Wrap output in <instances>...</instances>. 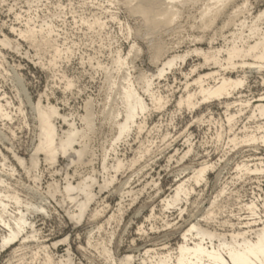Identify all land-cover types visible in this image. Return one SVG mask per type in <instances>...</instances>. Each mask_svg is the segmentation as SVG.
Returning a JSON list of instances; mask_svg holds the SVG:
<instances>
[{
    "label": "rangeland",
    "instance_id": "obj_1",
    "mask_svg": "<svg viewBox=\"0 0 264 264\" xmlns=\"http://www.w3.org/2000/svg\"><path fill=\"white\" fill-rule=\"evenodd\" d=\"M213 2L179 5L175 23L157 36L166 48L165 56L183 55L195 47L225 48L236 25L264 9V0L229 2L210 28L201 29L200 12ZM233 11L238 14L235 25L223 27ZM94 17L105 22L102 29L88 26ZM29 24L36 30L51 27V37L61 50L59 57L54 58L51 49L38 50L19 35ZM139 25V17L131 15L120 1L0 0V40L8 39L16 47L0 42V193L18 197L21 203L18 207L9 203L8 213L14 215L19 209L26 213L27 223L14 242L2 247L0 240V264H45L46 254L54 264H117L105 259L102 246L110 248L116 260L131 254L136 263L147 248L174 249L180 232L194 216H205L203 207L211 201L214 215L223 224L200 221L203 227L227 232L247 229L246 222L254 219L252 227L264 224V146L244 143L233 148L227 143L233 135L264 132V117L250 118L252 107L239 112L232 105L226 111L225 99L202 102L192 109L179 106L185 87L195 90L193 80L198 75L219 70L204 65L203 58L195 54L154 78L152 92L162 97L161 105L154 106L141 89L139 76L155 73L161 63L151 59L150 39L134 33ZM117 52L126 58L121 69L113 63ZM237 67L220 71L231 78L245 76L227 102L255 101L264 94V70L245 67L242 72ZM124 76L130 78L147 110L135 119V124L144 122L141 130L134 124L115 141L114 121L122 118L116 109L121 105L118 90L126 82ZM206 83L213 85L214 81L207 79ZM38 102L41 107L56 108L58 116L53 121L59 135L69 129L68 123L85 129L84 116L90 111L92 130L74 143L75 148L85 146V163L64 155L49 163L40 152L37 167L27 172L40 140L33 108ZM230 114L235 117L228 122ZM116 160L121 164L118 170L113 168ZM203 160L213 163V169L199 184L190 183L193 191L187 200L164 209L162 200L173 195L177 184ZM240 163L246 165L237 170ZM255 165L260 170L253 171ZM88 176L94 181L92 198L76 223L70 216L75 206L63 188L67 182L76 185ZM106 178L112 181L103 187ZM51 183L59 191L50 189ZM252 201L257 217L244 206ZM26 203L42 209L26 211ZM98 211L100 215L92 218ZM8 231L0 223V239Z\"/></svg>",
    "mask_w": 264,
    "mask_h": 264
},
{
    "label": "bare ground",
    "instance_id": "obj_2",
    "mask_svg": "<svg viewBox=\"0 0 264 264\" xmlns=\"http://www.w3.org/2000/svg\"><path fill=\"white\" fill-rule=\"evenodd\" d=\"M109 1H117V3L120 1L121 5L123 4L124 7H127V10L131 13V15L139 17L140 25L134 28V33L140 36L145 35L147 39H150L149 45L152 51L151 59L154 63H161L155 73L149 75L142 73L139 76L141 89L148 94L154 106H160L162 101L161 96H157L152 92L154 78L163 76L165 72L173 68L177 61L183 62L187 56L195 54L198 55V57L201 56L203 58L204 65L210 64V66L219 67V70L198 75V77L193 80L194 86H196L195 90L190 92L186 86L187 88L185 87V93L180 96L178 100L179 106L185 105L188 109H192L202 102L206 103L209 102V100L215 101L225 99L223 102L225 104L226 111L232 105L238 106L239 112H241L244 108L252 107L250 118H255L256 116L264 117V94L260 95L255 101H238L237 104L235 101L227 102V98L232 94V92L243 85V79H245V76L231 78V76L226 75L227 73H220L221 70L234 71V69L238 68V65L241 67L242 72L245 67H249L250 69L254 68L257 72L264 70V29L262 27L264 24V9L256 16H251L249 19L245 18L241 20L236 25L237 28L235 31L231 33V38L225 48L203 50L195 47L183 55L174 54L165 56L166 48L162 41L159 40L160 38L157 39V36L159 35L158 33L162 29L164 30V28H170L171 24L175 23L174 21L179 13L180 4L183 5V3L187 2H197L198 0ZM235 1L236 0H215V2L211 5H208L200 12L199 19L201 29L210 28L217 18L223 15L226 5L229 4V2ZM243 8H245V5H243L242 9ZM237 16L238 14L233 11L231 16L229 15L226 17V21L223 19V27L229 26L230 24H233L234 26V21L236 20L234 17ZM104 24L105 22L100 18L94 17L91 23H88V26H94L95 28L102 29ZM130 30L131 29L129 28V31ZM51 33L52 29L50 26H46L44 29L40 26V28L36 30L34 26H30L29 24L24 31L19 32V35L25 38L30 45L34 46L38 50L51 49L52 51H49L53 53L55 58L60 56L61 50L55 44L54 38L51 37ZM0 42L4 45H9L13 49L16 48L14 44L8 41V39L0 40ZM223 56L224 60H222ZM125 60L126 58L119 52H117L113 57V63L119 69L125 65ZM247 60H251L252 62H248ZM224 62L226 63V67L223 66ZM189 72H191V69ZM123 78L126 82L118 90L121 105L120 109L116 108L117 111L122 112V118L120 120L115 119L116 121H114L117 132L115 141L123 138L128 132H130V129L136 123V117L147 110V104L132 84L130 78L125 76ZM207 79H212L214 84L208 85L206 83ZM262 80L264 82L263 77ZM33 108L35 109L36 118L39 124L40 140L34 152L31 154V168L27 172L37 167L38 153L40 152L44 154L45 159L49 163H54L59 155L69 156L70 159H72L71 161L76 160L77 162H84L87 160V151L85 146L79 145V148H75L74 143L78 138H84L86 133L92 130L91 113L88 109L86 110V114L84 116L85 129L77 130L75 127H71L68 123V126H70L69 129L59 135L53 121V118L58 116L56 108L52 105L41 107L39 102L34 105ZM1 109L2 106L0 104V112ZM234 117L235 115H228V122H231ZM140 122L139 124H135L137 126V130H141L143 128L142 125L144 122ZM258 128H261V126ZM227 143H230L233 148L244 143L250 145L260 144L264 146V132L263 130H260L258 134L250 133L241 137L233 135L231 138H228ZM17 159L18 162L23 165V160L21 158ZM135 161L136 160H133V164ZM245 165L246 164L244 163H240L236 166V169L241 170L245 167ZM120 166V161L116 160L113 168L118 170ZM213 167V163L203 160L196 167L191 168L190 176L177 184L173 190V195L162 200L161 203L164 206V209L175 206L181 202L182 199L187 200L193 191V188L190 187V183L194 182L195 184H199L205 179L207 171L213 169ZM246 169L251 170L249 167H246ZM257 170L260 169L257 165H255L253 171ZM111 181L112 180L108 179L104 180L103 187H106ZM93 182V178L88 176L86 178L79 179V182L76 185H72L67 182L63 188V193L67 200L75 206L76 212H72V210L70 216L76 223L81 221L87 204L92 198L91 187ZM49 188H52L54 191H59L56 183L49 184ZM182 196L184 198H182ZM12 202L17 204V207L21 203L15 194L0 193V223H2L4 227L6 226L9 230L8 233L0 239L2 241V247L12 243V241L14 242L20 233L25 230H23V228L25 224H27L25 218L26 213L23 214L19 209L18 212L16 210L17 213L14 215H10V213H8L7 208L10 207L8 205ZM212 206L213 201L208 203V207H203V211L206 212L205 216L198 219L197 217L199 215L196 214L197 217L194 216V219L188 222L187 227L180 232V241L176 244L174 249H166L165 252H161L155 249L147 248L137 259L138 262L136 263L135 257L131 254H125L123 257L121 256L122 258L120 257L116 260L109 250L110 248L108 249V247L106 248L105 246L101 247V254L105 257V259L111 260L115 263L118 262L117 264H264V224L252 227L251 224L256 222L254 219L252 221L253 223L246 222L245 226L247 229H232L229 231L227 230V232H219L216 228L209 229L208 227H203L199 223L200 221L205 222L206 224H223L218 222L212 211ZM244 206L252 213L251 215L257 217V206L253 201ZM23 207L26 208V211H30V209H42L41 206L38 208L28 203H26ZM68 209L70 210L71 208ZM99 212L101 211L95 212L91 215V217H98L100 215ZM111 217L112 216L110 215L109 219ZM260 220L261 219L258 221L260 222ZM100 226L101 225L96 227L101 228ZM44 261L45 264H54L51 256L47 254Z\"/></svg>",
    "mask_w": 264,
    "mask_h": 264
}]
</instances>
